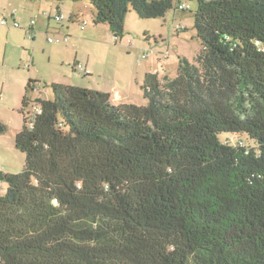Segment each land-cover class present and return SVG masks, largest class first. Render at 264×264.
<instances>
[{
    "label": "trees",
    "instance_id": "obj_1",
    "mask_svg": "<svg viewBox=\"0 0 264 264\" xmlns=\"http://www.w3.org/2000/svg\"><path fill=\"white\" fill-rule=\"evenodd\" d=\"M71 1L116 36L131 9L153 19L174 7ZM195 29V62L148 73L144 105L81 83L34 99L29 81L15 139L26 163L0 172V264H264V0H198Z\"/></svg>",
    "mask_w": 264,
    "mask_h": 264
},
{
    "label": "rangeland",
    "instance_id": "obj_2",
    "mask_svg": "<svg viewBox=\"0 0 264 264\" xmlns=\"http://www.w3.org/2000/svg\"><path fill=\"white\" fill-rule=\"evenodd\" d=\"M27 1L33 4L31 0H15L14 7L22 8L24 4L22 2ZM6 2L12 4L13 1L0 0V3L5 4ZM179 2L190 4V8L184 11L176 9ZM43 3L49 4L46 1ZM64 4L65 19L62 22L52 20L50 35L63 38L64 34L68 33L71 35L70 42H62L59 44L60 48L55 51V47H59L58 43L48 41L47 35L43 34L42 40L48 44V50L46 53L40 50L37 54L38 66L35 64L33 74L39 75L43 84L40 90L31 91L34 99L54 98L52 87L45 83L46 78L51 79V75L55 74L71 83L79 82L84 87L109 93L114 104L144 105L147 100L144 98L141 86L148 73H158L161 79L166 76L175 77L179 68V57H187L195 62L198 51L203 47L195 29L198 0H174V7L167 12L165 17L153 19H143L131 9L125 17L123 36L114 35L106 23L94 25V16L83 2L68 0ZM73 4L79 5L81 9V12L80 9L78 12V14L81 13L79 21H88L84 30L80 29L78 22L69 23ZM53 13L54 18L58 13L56 8ZM39 18L43 26L45 20L42 15H39ZM179 24L184 25L185 29L177 30L176 26ZM67 27L70 29L68 30ZM146 50H152V53L149 57L139 61L138 56ZM76 59L81 64H87L88 68L93 71L92 75H87L82 67H79L80 65L78 67L81 70L74 71L72 65ZM30 64L32 65L31 61ZM39 69L41 74L38 73ZM21 115L23 118L22 113ZM0 116V121L8 126L6 132L0 133V144L2 143L0 152L5 155V160L2 161L3 169L10 173H19L23 170L27 159L26 154L15 144L16 135L21 129L17 120L19 115H14L5 109V103H0ZM220 137L223 140L230 139L232 142L243 140L248 145H255V140L245 132H223ZM4 147H11L8 148L11 150H4ZM0 185H4V189H0V194H3L7 190V182L2 179Z\"/></svg>",
    "mask_w": 264,
    "mask_h": 264
},
{
    "label": "crops",
    "instance_id": "obj_3",
    "mask_svg": "<svg viewBox=\"0 0 264 264\" xmlns=\"http://www.w3.org/2000/svg\"><path fill=\"white\" fill-rule=\"evenodd\" d=\"M12 1V4L11 2L9 4H7V2L5 4L0 3V15L6 16L9 19L8 26L0 25V103H5V109L11 111L14 115H19L17 120L19 128L22 129L23 118L20 109L22 107L27 85L29 81L33 79L38 81L34 83L35 90H40L41 85L43 84L41 83L42 80L39 75L33 74L35 64L38 66V52L42 50L43 53H46V50H48V44L42 40V36L43 34L47 35L48 40V36H50L51 33L50 29H52L51 22L54 20L52 16V14H54L53 10L56 8V12H63V6L65 5L64 2L68 0H31L33 1V4L28 1L22 2L24 3L22 4L23 7H18L19 9L14 7L15 0ZM45 1L49 4L45 5L43 3ZM78 6L79 5L75 4L72 5L71 15L77 14L81 16V13L78 14L80 9ZM15 9L17 10L16 13H12ZM39 15H42L45 20L43 21V26L40 23L41 18H39ZM32 19L37 20L35 25L36 34L35 36L30 37V30L28 28ZM14 20L19 21L21 27L14 28V26H12ZM69 23L71 22L69 21ZM67 28L68 30L70 29V27ZM57 30L60 31V29ZM65 35H68V33H65ZM62 42L58 43V46ZM59 48L60 46L55 47L54 50L57 51ZM30 61L32 62V65L30 64ZM65 63H69V61H65ZM73 64L82 65L87 69V71H89L90 75H92L91 73H93V71L88 68L87 64H81L77 59ZM78 65L73 69L74 71L80 69ZM38 73L41 74L40 69ZM52 83H63L69 85L79 84V82L71 83V81H67V79H62L61 77L59 78L55 74L51 75V79L50 77L46 78V85L51 86ZM21 129L19 130L21 131ZM0 145L2 146V143ZM11 147H4V150H11L8 149ZM4 160L5 155L0 152V172L10 173L9 171L3 169L4 165L2 161ZM0 180L2 179L0 178ZM0 189H4V185H0Z\"/></svg>",
    "mask_w": 264,
    "mask_h": 264
},
{
    "label": "built area",
    "instance_id": "obj_4",
    "mask_svg": "<svg viewBox=\"0 0 264 264\" xmlns=\"http://www.w3.org/2000/svg\"><path fill=\"white\" fill-rule=\"evenodd\" d=\"M188 8H190V4H185V3H181L180 2L177 5V8L176 9L184 11V10H186ZM16 11L17 10L15 9L13 13H16ZM54 19L56 21H58V22L63 21L65 19V15H64L63 12H59L58 14H56V16L54 17ZM36 23H37V20L36 19H32L30 21V25H29V28H28L30 30V37H33L36 34V30H35ZM87 24H88V21L87 20L82 21V23L80 25L81 29H85ZM0 25H6V26H8L9 25V19L6 16L0 15ZM12 26H14V27H21V24H20L19 21L14 20L13 23H12ZM177 26L180 29H185L184 25H182V24H179ZM48 41L54 42V43H60L62 41L69 42V37H68V35H65V34H64V37L63 38H61L59 36L57 37V36H51L50 35V36H48ZM151 53H152V50L151 51L150 50H146L145 52H143L141 55L138 56V60L140 61V60H142L144 58L149 57V55ZM79 67H82V66L80 65ZM34 112L41 113L42 112V108L40 106H35L34 107Z\"/></svg>",
    "mask_w": 264,
    "mask_h": 264
}]
</instances>
